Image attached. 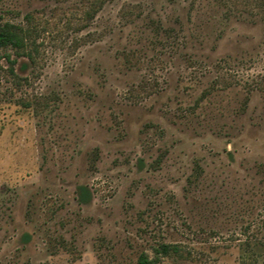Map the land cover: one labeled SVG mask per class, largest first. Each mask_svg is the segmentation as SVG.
<instances>
[{
  "label": "rangeland",
  "instance_id": "obj_1",
  "mask_svg": "<svg viewBox=\"0 0 264 264\" xmlns=\"http://www.w3.org/2000/svg\"><path fill=\"white\" fill-rule=\"evenodd\" d=\"M191 1L0 0L28 31L0 52V264H264L231 214L264 174V0L198 40Z\"/></svg>",
  "mask_w": 264,
  "mask_h": 264
},
{
  "label": "trees",
  "instance_id": "obj_2",
  "mask_svg": "<svg viewBox=\"0 0 264 264\" xmlns=\"http://www.w3.org/2000/svg\"><path fill=\"white\" fill-rule=\"evenodd\" d=\"M227 0H192L190 2V7L193 9L196 8V13H198L196 22L189 34L190 37L194 39H200L205 36L207 33L205 30H210L216 32L224 31V26L229 18L228 9L226 5ZM87 14H90L88 9ZM189 15V12H188ZM163 14H159V17L154 20H150V24L146 27L152 31L153 36L157 39V32L161 28L165 29L162 22ZM166 17V16H165ZM178 21V17H176ZM155 32H154V30ZM195 30L199 32V35L195 33ZM28 31L25 30L22 26L5 21H0V52L2 50L7 51L9 49L14 50L15 53L20 56L24 54L26 47ZM201 41V40H200ZM6 59L10 61L11 73L14 74L13 63L14 60H11L10 54H6ZM18 67L20 72H25L28 68L26 61L22 60ZM24 102V101H23ZM141 163V159L138 161ZM264 173V169H263ZM198 175V172H195V177ZM222 187L223 184L221 183ZM221 187H219L221 189ZM258 192L248 193V197L240 196V202H237L235 209H231V214L239 216L241 218V226L246 234H251V237L258 238L264 237V174L261 179H259L258 186H256ZM226 194V192H225ZM228 195V194H227ZM229 196V195H228ZM89 197L88 189L84 186H80L78 189V200L84 202ZM217 198V196L215 197ZM228 198V197H227ZM214 199V198H213ZM231 203H236L234 197L230 198ZM221 202L217 203V208H221ZM228 207V204L225 205ZM219 209H214V213ZM23 240H29L30 236L28 234L23 235ZM151 254L148 252H141L137 258L136 264H157L163 257L168 256L171 252L179 253L180 249L178 246L171 243H160L156 246L151 247Z\"/></svg>",
  "mask_w": 264,
  "mask_h": 264
}]
</instances>
